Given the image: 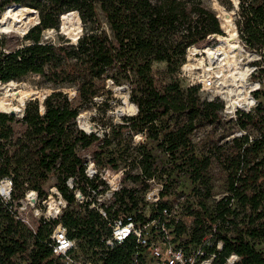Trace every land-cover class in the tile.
<instances>
[{
  "label": "trees",
  "instance_id": "1",
  "mask_svg": "<svg viewBox=\"0 0 264 264\" xmlns=\"http://www.w3.org/2000/svg\"><path fill=\"white\" fill-rule=\"evenodd\" d=\"M25 8L35 11L37 18L26 15ZM8 9L30 26L16 19L9 25L11 31L28 26L21 37L0 34V83L35 75L43 85L62 89L59 98L70 106L57 104L40 114L36 103L26 102L18 119L24 130L13 141L8 124L12 117L0 113V141L6 143H0V178L12 181L10 201H0V264H60L48 244L56 222L38 221L30 230L14 218L11 205L28 190L40 196L42 184L57 165L88 149H93L95 177L87 179L85 161L76 160L73 188L67 189L60 176L55 188L65 201L59 222L75 240L79 254L92 264H124L130 253L125 244L96 252L100 236L107 232L106 221L87 204L74 205L75 189L82 195L87 189L104 192L106 186L98 188L96 181L106 167L122 169L120 188L103 206L107 219L118 211H132L137 196L153 182L158 185L157 206H172L160 200L173 195L185 180L193 202L187 207L192 221L184 244L200 245L209 264H226L230 256L232 264H264V105L255 100L264 93L254 91L253 108L237 113L233 122L221 115L220 100L200 97L198 86L182 89L170 78L157 88L151 74L153 64L164 63L172 75L185 52L189 60L200 52L224 48L231 33L218 15L202 0H0V17ZM61 14L62 23L69 15L76 18L79 25L70 38L75 41L58 34L55 44L44 40V31L58 32ZM233 25L237 44L256 57L250 66L257 70L249 77L256 80L264 71V0H236ZM212 35L222 47L208 49L211 45L188 55L189 47L207 43ZM105 81L125 86L135 108L133 118L121 117L112 124L95 105L101 88L96 83ZM66 89L75 92V107L73 94ZM82 111L93 112L89 118L93 123L100 116V137L76 129L74 120ZM197 132L202 135L194 142ZM135 134L147 142H129L117 152L108 149L118 145L120 136ZM173 225L174 235L181 234L180 223Z\"/></svg>",
  "mask_w": 264,
  "mask_h": 264
},
{
  "label": "rangeland",
  "instance_id": "2",
  "mask_svg": "<svg viewBox=\"0 0 264 264\" xmlns=\"http://www.w3.org/2000/svg\"><path fill=\"white\" fill-rule=\"evenodd\" d=\"M202 1L207 8L213 11L215 15H218L220 17L226 29H228L231 33L228 40L224 44V48L219 50L214 49L213 51L209 50V51L200 52V54L196 55L195 57L191 56L189 60H187V55L185 52L183 63L172 75L166 73L164 63L153 64L151 67V74L154 79V85L157 88H161L169 81L170 78H172L175 81H177L180 88L185 89L186 87L194 86L195 84H193L192 82L200 75L218 73V75H220L219 78L220 90L224 92L225 97H227L226 94H229L230 96L229 99L230 100L233 99L231 102L232 106H238L239 102L237 99L234 98H239L243 96L244 91L247 90L246 87L247 83L249 81H253L249 79V76H246L245 67L247 68L251 67L250 63L254 61L256 57L254 54L250 52L241 51L240 46L237 44V38L235 36V29L233 25L234 8L236 5V0H235V4L232 2V0H226L229 2V5L232 7V9H227L225 7L223 0H202ZM223 12L227 14H222ZM16 19L30 26V23L28 21H25L23 18H17L15 11L8 9L0 17V34H8V35H12L13 37H21L22 35L21 33L25 32V30L28 28L27 25H26L27 27L25 26L24 28L20 27L21 28L20 31L15 30V32L14 31L2 32L3 30H6L9 27L11 22L16 21ZM77 25L79 24L76 18H73L71 15H69L64 20L63 23L61 22V28L59 26L57 33H54L53 31H44L43 39L55 44L56 43L55 34H58L59 36L63 37L64 39L72 43V41L75 40H72L70 38L72 37V35H74V33H76L75 28ZM79 32L77 33V37ZM12 39H11V43H14V39L13 40ZM228 44H235L237 45V47L236 49H230V47H228ZM211 45H213V47L208 49L219 48L223 46L221 41H219L216 37H213L211 40L207 41V43L206 42L200 43L195 45V47L198 50H201L204 47H209ZM238 70H240L242 74V76L239 77L240 80L239 78L232 79L230 74ZM256 81L259 83V88L256 91L259 94L264 93V71L258 76ZM96 84H97L96 86L101 87L100 94L97 97H95L93 100L95 102V105L99 107V110H103L105 117H109V120L112 122V124L119 123L121 121L120 120L121 117H124L126 120H129L134 117L135 108L128 97V93L125 86H113L108 81H105L104 83L97 82ZM237 86H239V88L236 90ZM60 90L62 89H53L49 86L43 85L39 77L35 75H28L22 78L20 81L13 82L10 86L0 83V113L12 117V120L10 121V123H8L12 131L10 137L11 141L19 137L24 130L23 126L18 122L19 117L14 112L15 109L20 104L23 103L26 104V102L28 101L36 103L38 113L40 114L44 110L51 108L57 104H66L70 106V104H68L66 101L59 98V95H62L60 93ZM66 90H69L73 94V102H74L73 107H75L76 106L75 92L72 89H66ZM49 91H53V93L49 95V97L47 98V102L42 105L44 96H46L49 93ZM238 92L241 93L238 94ZM199 95L201 98H205V96L202 93H199ZM255 100L258 102L260 101L264 105V95H258L257 99ZM40 106H41V110H40ZM10 111L13 112L9 113ZM92 113H93L92 111L80 112L74 120L75 127L76 129H82L85 132H93L100 137L102 127L98 126L100 125L98 121H100L101 119L99 116L98 119H95V123L91 122L89 118L92 116ZM104 124L107 126L106 123ZM201 135H202L201 132L199 133L197 132L196 134H194L192 140L196 142L198 139H200ZM235 135H237V133ZM129 142H131L133 145H138L147 141L140 134L129 135V137L128 135L120 136L118 138V145L117 146L112 145L108 149L113 150L114 152L122 151L126 149ZM0 143L4 144L3 141H0ZM4 145H6V143ZM92 150L93 149L78 151L70 162H68L65 165H57L55 171L53 173L48 174L45 182L42 184L40 190L41 195L37 196L38 200L40 201L41 199L46 198L48 194V189L55 186L56 176H60L61 178H65V179L72 177L76 169L74 162L76 160L87 161L89 158H91ZM105 155L106 154H103V156ZM104 169L108 170L109 172L115 175L118 172L122 171L121 168L112 170L106 167ZM105 176L104 178H106ZM109 180L112 179H108L107 182ZM101 182L102 181H100L99 179L98 183ZM109 183L111 184L112 181H109ZM102 184L105 185L106 188L108 187L106 182H102ZM120 186L121 184L119 183L118 189L120 188ZM101 187L102 186H100V188ZM157 188L158 185L155 182L150 183V189L145 193L146 194L152 193L153 191H156ZM214 191L218 192L217 189ZM144 194L142 195L140 194V196H137L138 198L137 206L143 211L145 215H148V212L151 208L150 206L151 204L149 200L145 199L146 194L145 195ZM109 201L110 200L105 201L104 203L108 205ZM160 201L172 203V210H173L172 215L175 218L174 221L175 222L177 221L178 223H180V226H182V228H180L182 230V233L179 235H175L174 238L179 244L184 245V243L188 241V233L191 228V221H192L191 217L188 214V208H187L188 205H191L193 202L191 200L190 186L188 182L185 180H181V182L178 185V188L174 191L173 195H170L168 197H163L161 198ZM11 207H12V211H14V215L18 213L23 217V219L27 221V224H23L26 228L33 230L36 227L38 223V219L37 217H34L32 215V209L29 207L28 204L24 202L23 196L18 200L14 201ZM175 226L176 225H173V228Z\"/></svg>",
  "mask_w": 264,
  "mask_h": 264
},
{
  "label": "built area",
  "instance_id": "3",
  "mask_svg": "<svg viewBox=\"0 0 264 264\" xmlns=\"http://www.w3.org/2000/svg\"><path fill=\"white\" fill-rule=\"evenodd\" d=\"M212 37L214 35L207 37V40H211ZM240 50L243 51L241 48ZM261 68L264 69V65ZM255 70L257 69L253 67H245L246 76L250 77V74ZM219 78L218 73L205 74L194 79L192 83L198 86V92L202 93L207 99L217 98L220 100L223 103L221 115L223 118L231 119L234 122L237 113H247L253 108L255 100L252 93L259 88V83L256 80L249 81L243 96L234 98L238 100L239 106H232L233 99H229V94H226L227 97H225L224 92L220 90ZM240 93L238 92V94ZM24 105L25 103L20 104L14 111L19 118L22 115ZM238 135L240 133H237ZM83 173L87 179H92L96 175L95 167L90 158L84 163ZM99 179L108 185L102 194H98L97 189L95 191L87 189L85 195H82L76 189L72 192L74 205L85 203L88 209L96 211L100 218L106 221L107 232L105 235L100 236L101 248H95L96 252H108L125 244L129 246L130 253L124 264H209L210 259L204 258L203 249L200 245H183L175 240L173 224L177 221H174L172 206H157L158 196L156 191L144 194L145 199L149 200L151 204L148 215H145L136 206L130 212L118 211L116 215L107 219L106 211L103 208L106 205L104 202L110 200L111 194L118 190L121 172L115 175L103 169L98 174L96 181L98 188L102 184V182L98 183ZM108 179H115V184L110 185L107 182ZM64 185L71 190L73 188L72 177L65 179ZM11 192L12 181L10 177H1L0 201L3 203L10 201ZM23 198L24 202L32 209V215L37 217L38 221L42 223L56 222L50 230L48 244L51 255L57 258L60 264H92L79 254L75 240L68 236L66 227L59 222L61 211L65 208V201L61 198L55 186L49 188L46 198L40 201L36 192L30 190L24 193ZM14 218L22 224H27V221L18 213ZM233 260L234 257L230 256L226 260V264H232Z\"/></svg>",
  "mask_w": 264,
  "mask_h": 264
},
{
  "label": "bare ground",
  "instance_id": "4",
  "mask_svg": "<svg viewBox=\"0 0 264 264\" xmlns=\"http://www.w3.org/2000/svg\"><path fill=\"white\" fill-rule=\"evenodd\" d=\"M20 9V8H19ZM25 14L26 15H33V12H32V10H30V9H28V8H25ZM67 14V13H66ZM64 15V14H63ZM63 15H61V18H60V21L62 22V16ZM77 15V14H76ZM78 18V17H77ZM79 20V19H78ZM35 23H33V25H34ZM60 28H61V25H60ZM9 31H11L10 29H9V27L6 29V30H3L2 32H9ZM12 31H14V30H12ZM80 32H81V30H79ZM15 32V31H14ZM80 32H79V35H80ZM24 33V32H23ZM22 34V33H21ZM79 37V36H78ZM77 37V38H78ZM230 47V49H236V47H237V45H235V44H232V45H230L229 46ZM214 50V49H213ZM212 50V51H213ZM216 50V49H215ZM219 50V49H218ZM197 51H199V50H197L195 47H193V46H191V47H189L188 48V50H187V53H188V55L189 54H193V53H195V52H197ZM218 53V52H217ZM217 55V54H216ZM206 57V56H205ZM219 57V56H218ZM211 60V59H210ZM218 60V59H217ZM243 72V71H242ZM230 76L232 77V79H237V78H239L240 76H242V74H241V71L240 70H238V71H234V72H232L231 74H230ZM241 79H242V77H241ZM239 80H240V78H239ZM235 81V80H234ZM13 82L11 81V82H8V83H5L7 86H10L11 84H12ZM242 86V85H241ZM225 87V86H224ZM239 88V86H237L236 87V90ZM243 91V90H242ZM231 93V92H230ZM48 95V94H47ZM46 95V96H47ZM46 96H44V98L46 97ZM12 111H10L9 113H11ZM109 181H111V180H109ZM109 181H108V183H109ZM110 184V183H109ZM115 184V179H112V183L110 184V185H114Z\"/></svg>",
  "mask_w": 264,
  "mask_h": 264
},
{
  "label": "water",
  "instance_id": "5",
  "mask_svg": "<svg viewBox=\"0 0 264 264\" xmlns=\"http://www.w3.org/2000/svg\"><path fill=\"white\" fill-rule=\"evenodd\" d=\"M30 10H31V9H30ZM32 12H33V14H35V16H36L35 11L32 10ZM61 15H62V14H61ZM61 15L59 16V20H60V18H61ZM36 18H37V16H36ZM35 24H37V22H36ZM35 24H34V25H35ZM27 29H28V28H27ZM27 29H26V30H27ZM26 30H25V32H26ZM25 32H24V33H25ZM24 33H22V35H23ZM214 36H215V35H214ZM235 36H236V35H235ZM73 43H74V42H73Z\"/></svg>",
  "mask_w": 264,
  "mask_h": 264
}]
</instances>
